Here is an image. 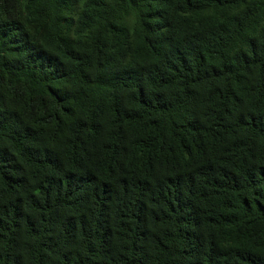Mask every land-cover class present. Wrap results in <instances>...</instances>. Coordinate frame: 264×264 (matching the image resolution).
Segmentation results:
<instances>
[{"label":"trees","instance_id":"obj_1","mask_svg":"<svg viewBox=\"0 0 264 264\" xmlns=\"http://www.w3.org/2000/svg\"><path fill=\"white\" fill-rule=\"evenodd\" d=\"M0 264H264V0H0Z\"/></svg>","mask_w":264,"mask_h":264}]
</instances>
